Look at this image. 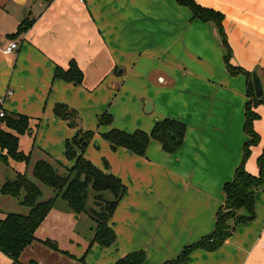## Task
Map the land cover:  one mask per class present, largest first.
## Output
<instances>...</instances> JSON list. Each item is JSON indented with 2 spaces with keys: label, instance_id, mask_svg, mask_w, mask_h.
<instances>
[{
  "label": "crops",
  "instance_id": "1",
  "mask_svg": "<svg viewBox=\"0 0 264 264\" xmlns=\"http://www.w3.org/2000/svg\"><path fill=\"white\" fill-rule=\"evenodd\" d=\"M195 1L223 15L230 64L256 71L264 86V0ZM26 19L31 27L18 34ZM11 42L20 47L8 56L3 50ZM226 55L217 24L196 19L177 0H0V97L11 90L3 110L30 119V132L20 136L19 145L32 155L30 167L10 160L7 170L14 178L31 173L42 158L72 168L76 160L66 156L68 142L80 131H93L84 157L127 187L110 220L116 234L111 246L91 245L86 216L54 208L23 252L22 264H82L84 257L87 264H117L141 251L144 264H167L214 232L224 186L233 181L250 139L249 80L229 71ZM72 62L83 73L81 85L55 78L57 68L68 70ZM60 104L76 112L75 128L56 116ZM253 111L259 142L244 167L259 176L264 104ZM106 113L112 122L99 125ZM167 119L186 126L173 154L152 141L142 157L114 150L104 139L113 129L150 134ZM7 178L0 181V220L28 213L1 194ZM255 199L254 220L237 226L217 251L195 250L188 264H264V185ZM0 264L13 262L0 252Z\"/></svg>",
  "mask_w": 264,
  "mask_h": 264
},
{
  "label": "trees",
  "instance_id": "2",
  "mask_svg": "<svg viewBox=\"0 0 264 264\" xmlns=\"http://www.w3.org/2000/svg\"><path fill=\"white\" fill-rule=\"evenodd\" d=\"M180 5L191 9L196 19L203 22H214L219 27L224 44L227 48L225 57L227 68L232 74L243 73L249 80L250 103L246 109L245 132L250 138L244 147V158L240 167L236 170L233 181L224 186L225 203L219 209L216 217V228L214 232L199 242L186 247L180 256L167 264H188L189 256L198 249L206 251H217L233 235L236 227L246 224L255 218V196L256 191L264 185V154L259 158L260 175L253 176L244 167L250 149L259 142V136L253 128L254 121L258 118L253 109L259 104H264V97L258 99L255 96L252 74L244 72L230 64L231 50L227 45V39L223 33V15L210 9L199 6L195 0H177ZM32 25L28 19L24 20L18 28V34L26 32ZM56 79H62L75 85L83 82V73L76 63L72 62L68 70L57 68ZM55 114L65 121H74L77 118L75 111L70 110L66 105H57ZM112 122L109 114L99 118V125H106ZM30 132V119L23 115H16L5 112L0 117V162L11 170L10 160L24 162L30 167L32 155H26L20 150L19 138ZM186 126L178 121L164 120L154 127L148 134L143 131H136L132 134L113 129L104 135V139L111 145L112 149L124 148L130 152L145 157L152 141L158 142L164 152L173 154L183 144ZM93 131H80L78 136L69 141L66 149L68 159H75V165L60 174L62 164L52 163L46 160L37 161L31 169L32 180L28 173H16L13 180H7L2 188L1 194L14 198L21 207L28 210L27 214L9 213L0 220V252L8 256L13 264H22L21 256L25 249L33 244L37 238L35 233L44 222L50 211L58 208L76 215H84L93 226L87 229L91 235V245L99 244L109 247L116 241V234L110 226V220L120 202L127 193V187L113 174L97 168L91 161L84 157L86 148L94 137ZM78 151L81 153L78 154ZM106 169L109 164L105 163ZM37 181V182H36ZM54 190L55 196L43 200V191L39 184ZM94 193L93 206H89L91 192ZM243 211L244 213H240ZM233 222L231 224L230 222ZM84 226L80 222L78 232ZM43 244L53 250L61 252L56 244L46 241ZM68 255V253H63ZM146 254L144 251L132 253L120 259L117 264H144ZM82 264L85 257L81 259ZM31 264H37L32 261Z\"/></svg>",
  "mask_w": 264,
  "mask_h": 264
},
{
  "label": "rangeland",
  "instance_id": "3",
  "mask_svg": "<svg viewBox=\"0 0 264 264\" xmlns=\"http://www.w3.org/2000/svg\"><path fill=\"white\" fill-rule=\"evenodd\" d=\"M146 112H147V110H145L144 111V114H146ZM145 116H147V114L145 115ZM41 160H46V161H48V159H46V158H42ZM69 169H71V167L70 168H63V169H60L59 170V172H60V174H63V172H67V170H69ZM104 171V170H103ZM5 175H7V180H13L14 179V177L11 175V171H8L7 170V168L0 162V181H2V178L5 176ZM28 176L32 179V180H35L33 177H32V175H31V173H30V171H29V173H28ZM37 182V181H36ZM39 184V183H38ZM40 185V187H41V189H42V191H43V200H48V199H50V198H52V197H54L55 196V192H54V190L53 189H51V188H49V187H46V186H44V185H42V184H39ZM91 192V199H90V201H89V206H93V204H94V199H93V195H94V193L92 192V191H90ZM25 209V208H24ZM88 223H86V225L87 226H93V223H92V221H87ZM83 224H85V222H83Z\"/></svg>",
  "mask_w": 264,
  "mask_h": 264
},
{
  "label": "built area",
  "instance_id": "4",
  "mask_svg": "<svg viewBox=\"0 0 264 264\" xmlns=\"http://www.w3.org/2000/svg\"><path fill=\"white\" fill-rule=\"evenodd\" d=\"M19 43L18 42H11L7 45V47L3 50L5 55L12 56L15 55L19 50ZM13 95V92L11 90H8L4 96L0 97V117L5 116V111L3 110V104L5 102V99L7 97H11Z\"/></svg>",
  "mask_w": 264,
  "mask_h": 264
},
{
  "label": "water",
  "instance_id": "5",
  "mask_svg": "<svg viewBox=\"0 0 264 264\" xmlns=\"http://www.w3.org/2000/svg\"><path fill=\"white\" fill-rule=\"evenodd\" d=\"M252 80H253V86H254V91H255V96L258 98V99H261L264 97V86H263V83H262V80L261 78L258 76L257 72L254 71L252 73ZM70 126L72 128H75L76 127V122L75 121H72Z\"/></svg>",
  "mask_w": 264,
  "mask_h": 264
}]
</instances>
